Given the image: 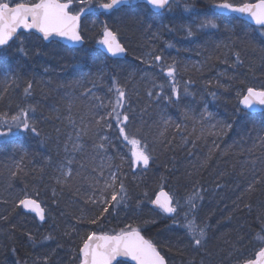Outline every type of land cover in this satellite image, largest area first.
Masks as SVG:
<instances>
[{
    "label": "trees",
    "instance_id": "16d2710c",
    "mask_svg": "<svg viewBox=\"0 0 264 264\" xmlns=\"http://www.w3.org/2000/svg\"><path fill=\"white\" fill-rule=\"evenodd\" d=\"M6 2L12 6L16 0ZM218 2L189 0L185 11L174 0L177 8L162 15L136 6L90 17L82 24L84 47L77 51L23 35L0 53V114L10 118L25 109L39 133L14 129L16 135L0 137V264H45V258L47 264H79V248L90 232L115 234L129 225L157 245L167 264L254 259L264 246V114L243 113L239 100L249 87L264 88V35L235 18L215 16L211 7ZM205 20L217 27L198 30ZM105 26L124 46L123 61L97 50ZM156 55L163 57L161 66L175 63L178 101L164 98L171 96V83ZM187 81L191 95L183 94ZM29 82L31 95H25ZM116 85L126 92L127 133L140 147L147 145V168L132 164V146L107 116ZM69 170L71 176L58 183ZM112 173L115 187L106 189ZM121 182L127 195L113 207L111 193L120 191ZM161 190L180 201V223L189 196L199 193L194 215L206 226L202 248L192 246L173 218L152 208ZM25 197L42 206L43 224L16 207ZM102 197L110 203H99ZM104 207L109 212L102 213Z\"/></svg>",
    "mask_w": 264,
    "mask_h": 264
},
{
    "label": "snow or ice",
    "instance_id": "6c2138e0",
    "mask_svg": "<svg viewBox=\"0 0 264 264\" xmlns=\"http://www.w3.org/2000/svg\"><path fill=\"white\" fill-rule=\"evenodd\" d=\"M80 3H88V7L80 8L79 11H72L71 4L73 0H33V2H17L14 6H11L10 2L6 0H0V47L7 45L10 40L16 35L17 30L22 28L25 31L35 30L40 34L44 41L54 40L56 37L64 41L72 42L73 44L83 43V37L80 31V18L85 12H92L93 6L90 0H79ZM134 2V0H106V2H99L96 7L104 11L112 9H118L122 5H128ZM147 5L156 10H163L166 7H170L171 0H143ZM213 7L220 10L221 13L229 12L235 13L242 17L250 18L255 25L259 26L261 35H264V0H257L256 3H242L235 4L232 0H220L215 3ZM185 11H190V8L186 5ZM217 24L212 20H205L198 25V30L207 28H216ZM195 32L191 27L187 29V36L192 37ZM109 54L117 56L125 52L124 47L121 46L117 35L110 31L107 26L103 30V38L98 41ZM23 44V40H21ZM171 46V45H169ZM24 49L21 48V51ZM154 60L157 62V66L161 67V70L169 78L171 83V96H165L164 98L169 102H172L173 98L176 101L180 99L179 82L176 80L177 68L175 63L168 64L166 67L161 66L163 57L156 55ZM237 63H240L239 55L237 54ZM47 71V69H45ZM75 83H79L78 81ZM191 81L185 82L183 88L184 95H191L188 84ZM115 84V82H114ZM32 83L29 82L24 89L25 95H31ZM115 91L116 101L112 106L111 112L107 114L108 117L114 118L117 122V127L120 129V135L127 141L131 147L132 164H143L145 168L149 165L151 159L150 154L147 151V145L143 148L140 147L141 141L135 137L129 136L124 125L129 120V115L126 111H123L126 102L125 90L116 85ZM161 91L163 88L161 86ZM149 95H153L150 91ZM157 97L161 96V92L155 93ZM213 97L216 96L212 93ZM239 104L243 109L256 112L258 110H264V89H254L252 87L247 88L246 94L242 95L239 100ZM259 106V108L257 107ZM71 105H69V110ZM32 112H35V108H31ZM239 111V110H238ZM187 116V113H185ZM210 115V114H209ZM23 117V118H22ZM101 119H104L103 117ZM100 125V121L96 122ZM7 126V130H0V137H9L16 135L17 130L19 132H28L39 134L35 127V124L30 121L28 112L25 109H21L17 115H12L10 118L7 113L0 114V129ZM105 127H111V124H105ZM179 128V126H177ZM215 127V125L213 126ZM227 128H231L232 125L228 124ZM163 135V133H161ZM199 138V137H198ZM101 139H107V137H101ZM261 141L264 142V137H261ZM74 147H80L74 145ZM97 148L103 149V144H97ZM218 147V146H217ZM67 150V143L65 144ZM71 163V161H69ZM95 170V169H93ZM16 175L15 172L12 173ZM65 180H59L58 183H64L68 177L71 176V170L63 172ZM117 180L116 173L111 174V183H106L105 188H114ZM251 190V185L249 186ZM55 194V193H54ZM127 195L123 182L120 183V191H113L111 193V202H115L113 207L118 206L121 201L125 199ZM199 197L198 192L192 193L186 201L188 205V211L184 214V222L180 223L175 219L178 209L181 207L180 201L175 200L171 195L161 190L154 200L151 202L156 205L163 213L173 216L174 223H178L183 227L190 237V242L195 248H202L206 243L207 233L205 231L206 226H201L197 223L194 215V211L197 208L196 200ZM91 199V198H90ZM91 202L96 204L97 200L91 199ZM108 205L110 202L103 197L99 201ZM16 207H23L25 210L34 212L40 220L45 219L44 209L34 199L25 197L19 200ZM109 212L108 207H104L102 213ZM189 215L192 216L189 219ZM99 218L92 219L90 223L96 224ZM149 221H145L148 223ZM154 222V221H152ZM50 237H45L49 239ZM29 239H32L29 235ZM117 257H126L128 260L135 262V264H166L165 257L158 251L157 245L152 241L145 239L141 235L138 228L127 226V229H122L115 234H97L90 232L86 239L83 240L81 247L79 248V264H112ZM45 264H47V258H45ZM191 264V261H189ZM245 264H264V247H261L255 255V259H249Z\"/></svg>",
    "mask_w": 264,
    "mask_h": 264
},
{
    "label": "water",
    "instance_id": "95a60500",
    "mask_svg": "<svg viewBox=\"0 0 264 264\" xmlns=\"http://www.w3.org/2000/svg\"><path fill=\"white\" fill-rule=\"evenodd\" d=\"M173 0H171V4H172ZM73 4H71V8H72ZM134 6H146L153 14L155 15H160L162 13H164L169 7H166L165 9L163 10H156V9H153L151 6L147 5L145 2H143V0H134V2L128 4V5H122L120 6L118 9H112V10H109V11H104L102 9H99L97 7H94L93 11L92 12H85L84 14L81 15V18H80V31H81V25H82V22L88 18V17H91V16H96V15H109L113 12H117V11H120L122 9H127V8H131V7H134ZM171 6V5H170ZM211 11L218 17H224V18H229V17H234L235 19L255 28V29H259V26L255 25L254 22H252L250 20V18H247V17H242V16H239L238 14H235V13H229V12H223L221 13L220 10H217L215 9L213 6L211 7ZM260 30V29H259ZM21 35H34L36 37H38L39 39H41L45 44L49 45L51 43H56L66 49H69V50H80L83 48L84 46V40H83V43H80V44H73L72 42H69V41H64L62 39H60L59 37H56L54 40L50 39L49 41H44L42 39V37L40 36L39 33H37L35 30H29V31H25L24 29L20 28L17 30V33L16 35L13 37L12 40H10L8 42L7 45H4L2 47H0V52H2L3 50L9 48L12 43L15 41V39ZM103 38V34H102V37L101 39ZM121 46L123 47V45L121 44ZM98 51L104 55L106 58L108 59H112V60H124L125 57H126V50L123 54H119L117 56H112L111 54H109L107 52V50L102 46V45H99L97 47ZM125 49V48H124ZM259 108V106H257ZM240 109L241 111H243L244 113H247V114H250V115H261V114H264V110H258L256 112H251L250 110H247V109H243L242 105H240ZM165 192V191H164ZM159 193V192H158ZM167 193V192H166ZM156 198V196H155ZM154 198V199H155ZM41 206V205H40ZM42 207V206H41ZM21 210L23 211L24 214L26 215H29V216H32L34 218H36V220L40 223V224H43L45 222V219L44 220H40L39 217H37L35 215L34 212H31V211H28V210H25L23 207H20ZM152 208L155 210V211H158L160 212L163 216H165L166 218H173V216L171 215H167L165 213H163L156 205H154L152 203ZM45 213V211H44ZM255 259V257H254ZM120 263H123V264H135V262L131 261V260H128L126 257H117L113 262L112 264H120ZM167 264V263H166Z\"/></svg>",
    "mask_w": 264,
    "mask_h": 264
},
{
    "label": "rangeland",
    "instance_id": "374dc122",
    "mask_svg": "<svg viewBox=\"0 0 264 264\" xmlns=\"http://www.w3.org/2000/svg\"><path fill=\"white\" fill-rule=\"evenodd\" d=\"M12 1V0H11ZM92 0H90V2H91ZM183 4H182V7L183 8H185V6L187 5L188 7H189V0H180ZM17 2H25V3H30V2H33V0H16V3ZM64 2H67V0H64ZM74 3H75V7H74V9L72 10V11H79V9L80 8H87L88 7V4H87V2H85V3H80L79 2V0H74ZM91 4H92V6H96V4L95 3H93V2H91ZM176 3H174L173 4V9L174 8H177V6L175 5ZM190 8V7H189ZM90 28H92L91 26H89ZM257 89H264L263 88V86H259V87H257ZM174 202H175V200H174ZM180 208H182V206L180 207ZM179 208V209H180ZM179 209H178V211H179ZM187 264H189V263H187Z\"/></svg>",
    "mask_w": 264,
    "mask_h": 264
}]
</instances>
